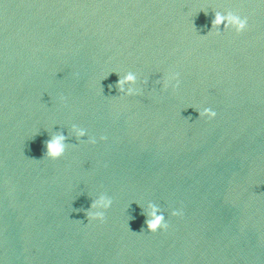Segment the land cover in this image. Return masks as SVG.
Returning a JSON list of instances; mask_svg holds the SVG:
<instances>
[{"label":"water","instance_id":"1","mask_svg":"<svg viewBox=\"0 0 264 264\" xmlns=\"http://www.w3.org/2000/svg\"><path fill=\"white\" fill-rule=\"evenodd\" d=\"M0 264H264V3L0 0Z\"/></svg>","mask_w":264,"mask_h":264},{"label":"clouds","instance_id":"2","mask_svg":"<svg viewBox=\"0 0 264 264\" xmlns=\"http://www.w3.org/2000/svg\"><path fill=\"white\" fill-rule=\"evenodd\" d=\"M261 3H264V0H260ZM225 21L226 27H230L236 33H240L244 31L247 27V18H242L240 15L235 14L233 12H229L226 16H221L219 13L216 14L213 20V27L218 26L221 21ZM137 76L133 72H126L119 80L118 84L120 85V91L124 92L126 95H133L136 92V89L132 87H125L126 85H131L135 83ZM171 81H176V83L172 84V87L175 88L176 84L179 81L176 78V74L173 73L166 77L164 81V87H167ZM216 112L209 108H204L200 111V117H206L211 120L215 118ZM73 130L75 131L78 137H84L86 135L85 130L83 128H78L76 125H73ZM101 140L104 137H100ZM66 137L63 134H55L49 137V139L45 142V157L51 160H55L61 157L66 149L65 144ZM90 143H95V140L89 137ZM112 201L109 198L100 196L94 199L91 203L90 210L87 212L88 219L103 221L104 219V210L108 209L111 205ZM181 213L179 211L174 210L171 215L177 216ZM145 224L147 230L149 232H156L158 229L163 231L168 225L164 216L162 214H158L156 210H153L145 220Z\"/></svg>","mask_w":264,"mask_h":264}]
</instances>
